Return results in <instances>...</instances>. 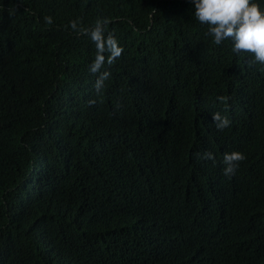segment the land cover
Here are the masks:
<instances>
[{"label": "trees", "instance_id": "1", "mask_svg": "<svg viewBox=\"0 0 264 264\" xmlns=\"http://www.w3.org/2000/svg\"><path fill=\"white\" fill-rule=\"evenodd\" d=\"M207 32L190 0H0V264H264V65Z\"/></svg>", "mask_w": 264, "mask_h": 264}, {"label": "clouds", "instance_id": "2", "mask_svg": "<svg viewBox=\"0 0 264 264\" xmlns=\"http://www.w3.org/2000/svg\"><path fill=\"white\" fill-rule=\"evenodd\" d=\"M194 5L196 20L208 26L207 34L213 38V43L221 45L224 41L232 42V51L237 55L252 57L248 61L249 67L256 64L264 65V8L253 0H190ZM45 22L51 24L52 18L45 17ZM110 19H97L94 27L85 28L79 25L77 20L70 23L74 32L88 36L95 45L96 54L90 65V72L96 76L94 84L97 96L102 95L105 82L111 77V72L105 69V64L111 66L124 49L119 45L113 32L107 31ZM221 102L226 103L227 98L217 97ZM95 100L89 104L94 105ZM212 120L218 131H224L231 126L232 121L216 112ZM200 157V154H197ZM201 159L212 160L215 156L211 152H205ZM246 160L241 152L226 153L223 158L224 175L231 178L237 171L240 163Z\"/></svg>", "mask_w": 264, "mask_h": 264}]
</instances>
